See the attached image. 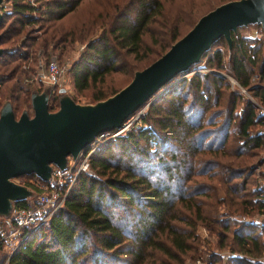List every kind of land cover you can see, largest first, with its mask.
Segmentation results:
<instances>
[{
    "label": "trees",
    "instance_id": "trees-1",
    "mask_svg": "<svg viewBox=\"0 0 264 264\" xmlns=\"http://www.w3.org/2000/svg\"><path fill=\"white\" fill-rule=\"evenodd\" d=\"M81 1L10 0L0 22V47H5L0 55V105L10 99L15 117L30 107V87L40 61L47 62L50 51L68 40V32H59L56 22ZM164 1L129 0L117 7L66 69L76 92L118 70L123 53L141 64L132 70L141 69L187 31L179 36L172 26L159 49L144 52L148 46L143 37L150 25L169 26ZM35 22L41 35L29 28ZM244 27L231 32V48L220 37L200 60L211 68H226L257 98L258 106L246 100L239 110L242 94L215 70L174 82L130 129L100 145L89 160L93 174H79L63 205L16 246L7 264H183L197 254L200 226L216 237L217 247L236 253L231 263L264 264V228L239 219V214L264 212L259 191L246 186L253 173L251 161L264 147V114L258 112L264 107V89L251 82L255 66L259 79L264 78L263 42L238 34ZM220 45L228 50L227 63ZM116 91L98 88L91 101ZM59 94L54 86L50 111L57 109ZM13 179L37 192L44 183L35 174ZM34 200L16 201L14 208L28 207ZM6 228L5 218L0 219V252ZM219 259L211 252L206 264Z\"/></svg>",
    "mask_w": 264,
    "mask_h": 264
},
{
    "label": "water",
    "instance_id": "water-1",
    "mask_svg": "<svg viewBox=\"0 0 264 264\" xmlns=\"http://www.w3.org/2000/svg\"><path fill=\"white\" fill-rule=\"evenodd\" d=\"M248 24H260L264 30V0H228L216 5L161 55L135 70L126 85L93 103H78L59 88L58 107L50 111V84L41 92L31 91V114L24 109L15 117L10 100H6L0 107V219L9 216L16 201L37 195L13 178L35 174L48 181L53 165L64 169L68 157L77 158L98 135L121 130L138 110L189 73L216 40L224 37L231 48V32ZM4 51L0 47V55ZM260 164L264 177V155Z\"/></svg>",
    "mask_w": 264,
    "mask_h": 264
},
{
    "label": "rangeland",
    "instance_id": "rangeland-1",
    "mask_svg": "<svg viewBox=\"0 0 264 264\" xmlns=\"http://www.w3.org/2000/svg\"><path fill=\"white\" fill-rule=\"evenodd\" d=\"M128 1L129 0H82L81 3L78 5V7L72 13L68 14L61 21L56 22V26L59 32H68V40L66 41L64 45H59L57 46L56 49H52L50 51V56H48L47 58H48V61L51 59H54L59 65L65 66V73H64L63 79L58 84V87L64 88L66 93L70 95L76 102L81 103V104L93 103L91 101L90 95L95 93L98 90V88H101V87L104 88L106 92L119 90L121 87H123L130 81V79L133 76L134 71L138 70V69L132 70L134 69V66H137V67L141 66V64L138 63V61L134 60L131 55H125L123 53L120 56V59H119L120 61L118 60L119 62H121L119 63L120 66L118 70L112 71L104 75L103 82H97L96 84L89 86L88 88L80 92L75 91V89L73 88L71 84L70 78L68 77V74L66 73L67 72L66 69L71 64V62L74 61L79 56V54L84 50L86 41L90 39H93V40L96 39V37L103 30L104 26H106V24H108L109 20L112 18L117 7L121 8L122 6H126L128 4ZM225 1H228V0H165L163 2V10H164V15H165V20L169 22V26L167 27L163 23H160V24L152 23L150 25L149 30L146 32V34L143 37L144 44L148 46V48H146L144 52L150 53L151 51L155 52L157 49H159L163 44V40H164L163 37H168L170 35V32L173 31L172 26L177 27L178 35L180 36L186 30H188V28L195 22V20L200 15L212 9V7H215L216 5L222 2H225ZM8 5L5 4L1 7L2 13L10 10L11 5L9 6ZM29 28H32L35 34L41 35V30L40 31L38 30L39 22L30 24ZM238 34L242 36H246L252 39L253 41L258 40V41L263 42L262 48L260 50V53L262 54L261 56H263L264 54V37L263 36L264 35H262L260 27L258 25L248 24L246 27L239 29ZM2 48H5V47H2ZM220 48L223 50V60L225 63H227V51L228 50L223 45H220ZM47 62L45 59L40 61L41 69L43 71L45 70ZM209 70H215L218 73L224 75L229 82L230 88L242 94V99L240 100L239 106H238L239 110L242 109L246 100H251L254 104L258 106L259 102L257 98L253 97L245 88L238 85L236 80L228 73L226 68L215 69V68L208 67L207 62L205 61L204 58L200 60L198 63H196L192 67L190 72L185 74L183 77L188 78L194 72H206ZM254 70L255 71H254V74L251 80L252 85L254 86L260 85L264 89V78L263 80L259 79L258 69L256 68V66L254 67ZM183 77L180 78L179 76L178 80L182 79ZM33 79L34 80L31 83V87H30V94H31V91H34V90L41 92L46 86V84H48L46 82H42L39 79H37L36 74L33 75ZM165 90H163L161 93H163ZM51 97H52V92H51L50 98ZM6 100H10V99L8 98L4 99L1 102L0 107L3 105V103ZM24 109L31 112L30 107L29 108L23 107L17 113L20 114ZM144 110L145 108L138 110L133 115V117L130 119L129 125L127 126V128H125L120 133L115 134V132L110 131L107 134H105L100 139V140H103L102 144L114 138L117 135L124 134L128 129L131 128V126H133L135 121L139 120V117L144 112ZM258 112L264 114V107L259 106ZM258 151L259 153L257 154L255 160L251 161L252 163L250 167L252 168L253 173H251L247 178L248 183L246 186L248 190L255 189V191H257V188L263 178V175H262L263 167H262V164H260V159L264 155V147H262ZM85 172H87L88 174H93V171L90 169V167ZM29 187L37 193V191L33 187L31 186ZM217 190H218V194L220 197L221 190L219 189V186H217ZM35 197L36 196H33L32 198H28V199H34ZM223 209L224 208L222 206L218 208L219 212H221ZM236 213L238 212H235L234 215ZM239 215H241L239 219L243 220V219L257 218L255 216H258L260 214L256 213V214H253L252 216L242 215V214H239ZM6 219L9 220V216H7ZM6 229H8V226ZM197 232L202 237L201 244L198 246V249H197V254L194 258H185L183 264H194V261L197 259V257L201 259L200 264H206V258L208 254L211 252H213L214 254H216L217 257L220 258L217 264H232L229 261V258H231V256L232 257L236 256L235 255L236 253L230 252L228 248L217 247L215 243L216 237L213 234L209 233L205 227L200 226L197 229ZM14 244L15 243L12 241L5 242V244L1 248V261L2 262L6 259L7 256H9Z\"/></svg>",
    "mask_w": 264,
    "mask_h": 264
},
{
    "label": "built area",
    "instance_id": "built-area-1",
    "mask_svg": "<svg viewBox=\"0 0 264 264\" xmlns=\"http://www.w3.org/2000/svg\"><path fill=\"white\" fill-rule=\"evenodd\" d=\"M29 2H31L32 4L34 3L33 0H29ZM5 4L10 5V0H3L2 6ZM64 73L65 66L59 65L54 59H51L47 62L44 71L41 69L40 64L35 74L37 79L42 82H46L54 87L58 86V84L61 82ZM131 118H129L125 122L121 130L113 132H115V134H118L125 128H127ZM107 133L108 132H104L98 135L90 143L88 149L79 152L77 158H72L69 156L66 167L64 169L53 165L49 180L46 182L44 181V183L40 185V190L37 192L33 204L28 207L13 208V210L9 214V220L5 218L8 229H6L5 232H1V237L4 242L12 241L15 243L11 250V253L33 229L45 223L50 218V216L58 211V209L63 205L64 200L69 190L75 183L78 174L89 169L90 157L102 144L103 140L100 139ZM30 182H33V180L30 179ZM263 183L264 177L262 178L261 183L257 188V190L259 191V197L262 201H264ZM259 214L260 215L255 216L257 218L243 219L242 221L255 224L260 228H264V212H260ZM24 229L25 231L23 232ZM9 256H7L6 259L2 262L0 252V264H7ZM262 259L264 260V256L262 257ZM200 263V258H197L194 261V264Z\"/></svg>",
    "mask_w": 264,
    "mask_h": 264
},
{
    "label": "flooded vegetation",
    "instance_id": "flooded-vegetation-1",
    "mask_svg": "<svg viewBox=\"0 0 264 264\" xmlns=\"http://www.w3.org/2000/svg\"><path fill=\"white\" fill-rule=\"evenodd\" d=\"M31 114V112H29Z\"/></svg>",
    "mask_w": 264,
    "mask_h": 264
},
{
    "label": "crops",
    "instance_id": "crops-1",
    "mask_svg": "<svg viewBox=\"0 0 264 264\" xmlns=\"http://www.w3.org/2000/svg\"><path fill=\"white\" fill-rule=\"evenodd\" d=\"M232 255V254H231ZM233 264V263H232Z\"/></svg>",
    "mask_w": 264,
    "mask_h": 264
}]
</instances>
